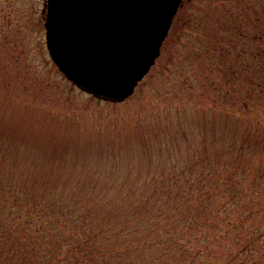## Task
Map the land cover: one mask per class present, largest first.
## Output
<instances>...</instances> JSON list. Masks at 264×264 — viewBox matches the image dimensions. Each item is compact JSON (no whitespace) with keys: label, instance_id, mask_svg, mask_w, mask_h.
I'll return each mask as SVG.
<instances>
[{"label":"rangeland","instance_id":"obj_1","mask_svg":"<svg viewBox=\"0 0 264 264\" xmlns=\"http://www.w3.org/2000/svg\"><path fill=\"white\" fill-rule=\"evenodd\" d=\"M45 1L0 0V177L38 190H117L202 158L203 143L264 131L254 123L264 109L250 100L264 61L237 56L228 41L229 16H252V0L244 11L241 0H182L154 63L118 102L80 90L52 62Z\"/></svg>","mask_w":264,"mask_h":264},{"label":"trees","instance_id":"obj_2","mask_svg":"<svg viewBox=\"0 0 264 264\" xmlns=\"http://www.w3.org/2000/svg\"><path fill=\"white\" fill-rule=\"evenodd\" d=\"M252 11L229 16L228 41L237 56L261 62L264 28L253 29L264 27V0H252ZM250 83L260 111L264 79ZM166 168L91 192L0 177V264H264V131L203 143L202 158Z\"/></svg>","mask_w":264,"mask_h":264},{"label":"water","instance_id":"obj_3","mask_svg":"<svg viewBox=\"0 0 264 264\" xmlns=\"http://www.w3.org/2000/svg\"><path fill=\"white\" fill-rule=\"evenodd\" d=\"M181 1L46 0L49 56L81 90L122 101L159 55Z\"/></svg>","mask_w":264,"mask_h":264}]
</instances>
